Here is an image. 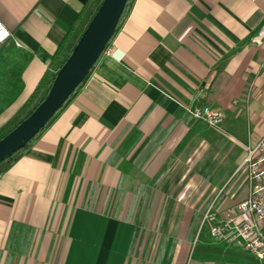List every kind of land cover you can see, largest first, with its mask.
Here are the masks:
<instances>
[{
	"label": "crops",
	"instance_id": "crops-1",
	"mask_svg": "<svg viewBox=\"0 0 264 264\" xmlns=\"http://www.w3.org/2000/svg\"><path fill=\"white\" fill-rule=\"evenodd\" d=\"M99 2L0 0V25L10 33L0 39V50L15 46L35 54L22 73L24 88L0 113V128L36 92L49 55L78 15L88 17L87 28ZM263 25L264 0H130L86 78L0 174V264H128L133 224L104 206L123 194L133 197L141 182L145 190L152 177L160 178L161 188L210 190L209 206L218 218L245 198L250 181L239 166L246 146L264 132V36L255 37ZM82 34L78 29L64 49L75 50ZM58 61L55 73L62 69ZM202 103L221 108L231 132L229 115L245 110L247 133L238 129L245 142L210 137L186 110ZM158 127L167 135L142 166L136 164ZM126 138L132 141L123 156ZM186 200L195 206V194ZM188 212L173 233L174 246L161 247L156 264H186L194 239L191 264H238L235 256L264 264L207 239L199 226L208 220L188 209L183 214ZM16 223L27 231L10 248Z\"/></svg>",
	"mask_w": 264,
	"mask_h": 264
},
{
	"label": "rangeland",
	"instance_id": "rangeland-1",
	"mask_svg": "<svg viewBox=\"0 0 264 264\" xmlns=\"http://www.w3.org/2000/svg\"><path fill=\"white\" fill-rule=\"evenodd\" d=\"M87 20L88 17L83 14L80 22L76 26L75 32L78 31V29H81L84 34L87 28L84 29L83 25L87 22ZM75 32L73 33V35L75 34ZM64 51L66 53L61 54V60L58 61L57 64H60V62L69 53H71V51L67 52L65 49ZM54 65H56V63ZM57 66L58 65H56V67ZM53 74H55L54 71H52L51 76L48 77L46 84L43 85V91L37 97H35V99H33L31 104L27 107L24 112L29 111L32 106L40 99V97L44 95L47 83L50 82ZM23 114L24 113H17L14 118L9 121V123L5 126H10L11 124L15 123L23 116ZM230 118H233V120H231ZM229 121L234 122L236 130L233 132H231L229 130L230 128H228V126L223 122L221 124V129L209 126L205 123L202 124L206 126V130L208 131L210 137H229L232 141H236L235 138H241L242 142H245L243 140L244 136L242 135L241 131H243L244 133L248 130L246 111H240L238 116L229 115ZM238 129H242L240 133L238 132ZM131 141L132 140L130 138H126L123 142V145L121 147L122 149L120 150L123 156H126L125 152L130 148ZM239 145L242 148L244 147L240 143ZM123 164L124 162L122 163V165ZM171 176L172 178H174L175 175ZM159 179L160 178H157V176L148 179V181L146 182L147 186L144 190V194L139 196L136 203H133V197L129 196L128 194H123L122 199L119 202L114 199V201H110L109 203H107L106 206H104L106 211L126 217L133 224L134 240L128 264H156L160 258L158 251L159 247H173L176 241V238L174 237L173 233L179 226L180 219L183 218V216H185L184 218H189V212L186 215H184L183 213L186 212L187 209L188 211H195V218H197L198 214L201 215V220H203L205 214L210 208V198H208V195L211 192L210 190H195V193L192 191L184 193V191L180 189L171 190L161 188ZM114 194L116 195V193ZM194 194L195 206H186V199H191ZM115 195L114 198L116 197ZM200 195H202V197ZM208 229V221L202 222L199 226V230L206 235L207 239H211ZM188 245L190 255L186 260V264H191L195 256V251L192 250V247L195 245V239L192 243H189ZM166 255L167 252H165V255L163 256L166 257ZM233 259L238 264H244V261H249L245 260L246 258L241 259L237 256H235Z\"/></svg>",
	"mask_w": 264,
	"mask_h": 264
},
{
	"label": "water",
	"instance_id": "water-1",
	"mask_svg": "<svg viewBox=\"0 0 264 264\" xmlns=\"http://www.w3.org/2000/svg\"><path fill=\"white\" fill-rule=\"evenodd\" d=\"M128 0H103L46 96L0 139V163L25 147L86 78L113 38Z\"/></svg>",
	"mask_w": 264,
	"mask_h": 264
},
{
	"label": "built area",
	"instance_id": "built-area-1",
	"mask_svg": "<svg viewBox=\"0 0 264 264\" xmlns=\"http://www.w3.org/2000/svg\"><path fill=\"white\" fill-rule=\"evenodd\" d=\"M0 39L5 40L10 33L0 25ZM264 36V25L257 31V38ZM186 110L203 123L221 129L224 111L211 104L202 103ZM246 168L250 185L245 198L228 210L223 217H217L209 208L203 220L210 221V236L228 246L262 260L264 259V132L253 143L246 146L245 156L240 166Z\"/></svg>",
	"mask_w": 264,
	"mask_h": 264
},
{
	"label": "trees",
	"instance_id": "trees-1",
	"mask_svg": "<svg viewBox=\"0 0 264 264\" xmlns=\"http://www.w3.org/2000/svg\"><path fill=\"white\" fill-rule=\"evenodd\" d=\"M102 2L103 0L99 2V5ZM129 4H130V0H128L127 2L124 12L120 18L119 24L121 23L124 16L126 15L129 9ZM82 16H83V13H80L78 15L76 22L68 30L64 38V41L60 44L57 51L49 55L52 61L48 63L46 71L38 84L37 90H39L41 86L45 85L48 77L51 76L52 74L51 68L54 66L55 62L60 59L65 43L70 39V37L75 32L76 26L80 22ZM82 36L83 34L80 36V39L82 38ZM73 52H74V49L60 62L61 68L65 66L69 58L72 56ZM34 55L35 54L31 51H27V50H24V49L15 47V46L5 47L0 50V113L3 112L4 109L7 108L17 98L19 93L24 88V80L22 77V73L25 67L28 65V63L32 60ZM58 75H59V72H56L55 74L52 75L50 82L47 83L44 95L40 97V99L32 106V108L29 111L24 112L27 109V107L30 105L31 101L33 100L37 90L35 93H33L30 96L27 102L24 105H22V107L18 110V113H24L23 116L19 120H17L15 123L11 124L10 126L8 125V126L0 128V139L4 137L11 129H13L23 118H25L34 109V107L46 96L51 85L53 84V82L55 81ZM47 125H45V127L41 130V132L47 127ZM168 131H169L168 129H162L161 127H158L157 129H155L151 139L145 144V146L141 149V151L138 153L137 157L135 158V163L142 166L149 159L151 153L154 151L155 147H157L158 143L161 142L165 138ZM40 133H38L33 139H31L30 142L25 147L16 151L11 156H8L4 161L0 163V174H2L10 165H12L19 158V156L30 146V144L37 138V136ZM112 159H113V156L112 158L109 159V161H112ZM122 186H123V182L120 183V188ZM142 194H144V184L141 182L138 186L137 192L133 195V203H136L139 196ZM26 229H27V226L22 225L20 223H16L14 225V228L12 229V232L10 234L9 241H8V246H10V248L11 247L15 248L19 239L24 238L25 233L27 231ZM132 247H133V239H131V245L129 249L130 253H131ZM161 247L162 246H160L158 249L159 253L162 252ZM206 250L212 251L213 248L206 247Z\"/></svg>",
	"mask_w": 264,
	"mask_h": 264
},
{
	"label": "snow or ice",
	"instance_id": "snow-or-ice-1",
	"mask_svg": "<svg viewBox=\"0 0 264 264\" xmlns=\"http://www.w3.org/2000/svg\"><path fill=\"white\" fill-rule=\"evenodd\" d=\"M0 35H2V33H0Z\"/></svg>",
	"mask_w": 264,
	"mask_h": 264
}]
</instances>
